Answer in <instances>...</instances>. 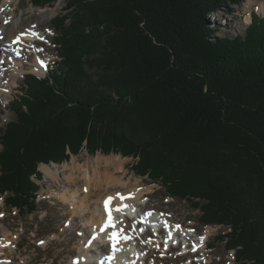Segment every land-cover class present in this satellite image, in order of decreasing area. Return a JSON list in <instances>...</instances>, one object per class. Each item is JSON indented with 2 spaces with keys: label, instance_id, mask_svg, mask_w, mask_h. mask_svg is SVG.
<instances>
[{
  "label": "trees",
  "instance_id": "obj_1",
  "mask_svg": "<svg viewBox=\"0 0 264 264\" xmlns=\"http://www.w3.org/2000/svg\"><path fill=\"white\" fill-rule=\"evenodd\" d=\"M242 1L70 0L72 28L54 23L59 59L45 78L28 75L10 105L7 207L36 212L39 165L86 143L93 155L138 159L137 175L229 230L219 239L236 264H264V18L253 14L234 38L208 21Z\"/></svg>",
  "mask_w": 264,
  "mask_h": 264
},
{
  "label": "rangeland",
  "instance_id": "obj_2",
  "mask_svg": "<svg viewBox=\"0 0 264 264\" xmlns=\"http://www.w3.org/2000/svg\"><path fill=\"white\" fill-rule=\"evenodd\" d=\"M13 1L15 4L19 5L15 18H20L22 15H24V18H27L29 14L35 15L30 12L32 8H41L33 6L30 1ZM69 1L70 0H59L58 2H52L51 4L42 7H55L57 4H60V7L56 11L57 13L50 20L46 22L38 21L40 24H37L39 26L41 25L40 27L42 29L46 28L43 30L42 34L45 33L50 40L44 41L43 47H35V51L36 53H42L45 51L43 56L40 55L44 57L46 63H50V66H52L55 60L58 59L57 50L53 45L55 38L54 23L57 22L66 25L69 30L71 27L70 20L72 18L73 9H69ZM252 2H254V0H243L237 5L219 7L217 11L212 13L208 17V21L213 29L217 30L215 36L234 38L235 35H244L247 25L251 22V14L253 12L264 17V13H262L264 11V0H255V3L251 5ZM10 11H12V9H10ZM66 18H68V20L64 21ZM36 21L37 19H34L33 21L31 20L27 23L28 25H24L25 28L33 26L31 23ZM33 49L34 47L31 48L30 51H33ZM7 50L15 52V50L9 48H2L0 50L2 61L5 63H11L10 66L0 67V77L4 78H6L4 73L9 74L13 72L14 62H18L21 65V58H18L16 55L14 56L17 57L18 61L15 60L13 62L10 61L8 57H5L4 52H8ZM30 55L31 53H28L24 60H22L27 71L19 80H17L18 83L15 85L12 94L7 97H0V142L5 128L14 119V115L9 111L10 102L13 101L16 96L21 94L26 75L28 73H33L30 67L34 58L29 59V61L26 60ZM2 73L3 75H1ZM85 145L86 143L77 155H71L68 161L50 164L42 163L39 165L38 171L42 173L41 179H38L35 175L32 178L40 186L39 197L36 202L38 203V210L33 214L28 215L26 212L20 213L17 209H11L3 203V199H0V240L6 236L4 231L8 232L7 236L9 240H12L8 245L9 247L5 250L3 249V252L0 254V264H71V262L75 260L82 251L89 253L91 249L95 248V250L92 251V254H98V245L89 240L92 238V233L90 232L92 229V223H90V219L92 218V208L94 210L98 205V193L101 189L103 190L110 187V185L107 184L108 181H106L104 177L108 172H104L105 165L103 164V170L100 171L102 172V176L99 179L101 188L94 189H92L91 186L87 187L85 185V180L82 179L83 175L81 176V174L75 176L78 183L76 186L67 185L65 183V179L67 178L65 177L68 176H66V173L73 166V162L79 166L81 165L83 171H89L88 168L90 164H87V162L94 161L95 159L97 160L102 155L105 157L114 156L117 158L118 156H122L125 159L123 160L124 166L120 173L115 172V170L112 169V171H109L108 173L110 177H119L122 184H125V186H127L128 183L134 184L136 181H139V189H148V194L138 200V202L140 201L143 204V207H141L142 210L144 209L146 212L154 211L160 215V217H162L163 213H166V216H170L174 223L185 224L184 226L188 227L190 231H196L197 236L205 234L206 227L199 221L201 216L200 210L194 209L189 202L179 201L167 196L162 185L152 182L153 178L146 175H137L132 167L134 165L136 166L138 159L123 156L118 153L104 155L98 152L93 155L88 152ZM1 148L2 146L0 143V150ZM68 153L70 154V152ZM47 169L55 170L58 174L52 177L47 173ZM92 172L93 171H90L89 173L91 174ZM89 173L87 172L86 175L89 176ZM65 185L70 187L71 190L67 191V196L69 198L67 197L66 200H63L56 195H60L64 192L63 187H65ZM132 188L134 187H131L130 189ZM87 189L91 190L87 191ZM76 190L80 191L78 193L80 198H84L86 194H88V197L90 198L84 199V205H82L83 208H80L77 199H73V197L70 198L72 194L74 196V191ZM118 190H121L120 194H122V192H124V186L118 185L117 188L114 187L110 192H117ZM101 193H103L102 197H106V192L103 191ZM99 203L101 204V202ZM124 217L125 216H123L121 221L125 219ZM124 223L125 221L122 222L121 225L123 224V226L127 228L129 227L130 230L129 228L127 230L131 231L132 224L129 223L130 225L126 226L127 224ZM208 228H213V235L209 237L211 246H209L208 250L206 251L203 249L200 253H193L190 251L193 247L189 246L190 254H187L185 257L182 256V253L175 251L174 249L169 252V247H167L166 244H163L165 241L163 239H160L161 249H157L155 246L157 245L156 242L150 243L152 248L149 247L148 243L152 240L149 237L150 234L137 240L140 244V248L144 249L142 253L149 252L147 253L148 261H144V264H236L235 252L227 251L225 247L226 242H222L219 239V236L228 233L229 230L215 225ZM125 233L129 234L130 232L125 231ZM88 245H91V247H88ZM100 250L103 254L109 253V249L106 247H104V250ZM97 256H100V254ZM200 260H202V262H200Z\"/></svg>",
  "mask_w": 264,
  "mask_h": 264
},
{
  "label": "bare ground",
  "instance_id": "obj_3",
  "mask_svg": "<svg viewBox=\"0 0 264 264\" xmlns=\"http://www.w3.org/2000/svg\"><path fill=\"white\" fill-rule=\"evenodd\" d=\"M257 1V0H256ZM254 2L251 3L253 5ZM60 7V4H57L55 7H47V8H32L30 12L34 13L35 15L29 14L27 18H24V15H22L20 18H15L16 17V12L19 9V5L15 4L13 0H0V50L2 48H9L12 50H15V52H11V50H7L8 52L5 53V57H8L10 61H18V58H21V65L18 62L13 63V72L6 74L4 73V77H0V97H7L8 95L12 94V91H14L15 85L18 83L17 80H19L24 73H26V68L23 65L24 63L22 60L28 55V53H31L30 56L26 58L27 61L29 59L34 58L32 65H31V70L35 74H38L39 76H44V74L47 72V68L45 65L44 57L40 55V53H36L35 47L33 51H30V49L33 46V43H31V37L34 38H42L45 41H49L50 38L44 33L42 34L43 30L38 23L40 22H46L50 20L57 12L58 8ZM12 9V11H10ZM34 11V12H33ZM60 11V9H59ZM264 13V11L262 12ZM40 18V19H38ZM34 19H37L36 22H32L31 27H26L25 24L29 23L31 20L33 21ZM42 24V23H41ZM28 25V24H27ZM24 26V27H23ZM30 51V52H27ZM1 54V53H0ZM16 55L17 57H15ZM22 55V57H21ZM41 61L43 62V65L41 64ZM11 63H5L2 61L0 57V67H5V66H10ZM2 71V70H1ZM3 75V73L1 74ZM103 156V155H102ZM100 157L97 160L95 159L94 161H89L87 164L89 165V171L85 170L83 171L81 168V165H77L75 162H73V166L67 171L65 179L67 185H78L77 183V174L83 175V178L85 180V185L87 187H90L92 189L94 188H101V185L99 183V179L102 176V172H100L102 169V165H105V170L104 172H108L115 170V172L120 173V171L123 169L124 162L125 160L122 156L117 157ZM121 160V161H120ZM67 168V166H66ZM48 174H50L52 177L57 175L55 170L52 169H47L46 170ZM90 171H93L91 174L89 173ZM77 172V173H76ZM87 172L89 173V176H87ZM108 173L104 176L105 180L108 181V185H110L109 188L106 189H101L100 192L98 193V205L96 208H92L91 215L92 218L90 219V223H92V238L89 240L93 242L94 244L98 245V254L100 256L92 254V251L95 250V248L91 249L89 253H86L85 251H82L81 254L71 262V264H103V260L101 259L105 255H110L108 254H103L101 253L100 249H104L105 245L111 244L113 242L111 236H112V229L110 226L106 227L107 224V214H106V209H105V200L107 197L112 196L115 198L114 204H113V213L115 218H122L123 216H126L127 213L130 212H136V217L134 218V228L132 234L131 231L129 234H126L125 231L127 232V227L123 226V224L119 225L120 230L122 232L121 236H123V240L120 243L121 246V252L116 255V259L111 262V264H135V260L137 259L140 264H144L145 257L147 256V253H142V250H140V244L137 240L142 239L140 236L141 234H144V232L147 229L152 228L154 232H156L155 239L152 238V240L149 241L148 246L152 248V245L150 243H155L157 249H161V241H160V235H158V230L164 223H169L168 225V230L169 232L167 233L166 237L161 238L164 241L163 244H166L167 247L175 246L178 245V243L181 241L183 243V252L184 254H188L190 251L194 253V251L197 250V247H200L202 249L203 247V242L209 239L213 235V228H207L205 232V236L203 237L204 239L199 240L197 238L193 231H190L188 228H181L178 225L171 224V217L167 216V218H161L160 215L157 213H149V218L144 217L145 216V211L144 209L142 210L141 207H143V204L138 202V200L142 199L143 196L148 194V189H139V181H136L134 184L128 183L127 186L125 184H122L121 179L118 177H110ZM80 184V183H79ZM124 186V192L121 193V190H118L117 192H110L117 186ZM78 187V186H77ZM131 187H134L130 189ZM64 192L60 195H56L58 197H61L63 200L67 199V191H70V187L66 186L63 187ZM82 188V187H81ZM79 189V188H78ZM91 190V189H90ZM87 189V191H90ZM98 190V189H97ZM106 192V197H102L103 193L101 192ZM80 191L76 190L74 191V196L73 194L70 196V198L73 197V199H77L80 204V208H83L82 205H84V199L88 198V194L84 198H80L78 193ZM84 192V191H83ZM92 192V191H91ZM97 192V191H96ZM109 192V193H107ZM72 193V192H71ZM93 193V192H92ZM85 194V193H84ZM93 195V194H92ZM91 195V196H92ZM97 195V194H96ZM69 198V197H68ZM101 202V204L99 203ZM75 203V204H77ZM92 205V204H90ZM120 208V211H117V208ZM142 219V222L139 223ZM120 222V221H118ZM127 224V221L125 220V223ZM127 226V225H126ZM133 227V226H132ZM166 227V226H165ZM142 228V229H140ZM4 231V230H3ZM7 231H4V234L6 236L0 240V254L3 252L4 247L8 246L12 240H9L7 236ZM129 235L131 236V239L129 240L128 238L125 239L124 237H128ZM156 240V241H154ZM189 246H193V249L189 251ZM88 247H91V245H88ZM131 248V249H130ZM168 248V249H169ZM96 249V250H97ZM202 251V250H201ZM184 255V256H185ZM206 260V259H205ZM202 261V260H201ZM200 261V262H201ZM138 262V263H139Z\"/></svg>",
  "mask_w": 264,
  "mask_h": 264
},
{
  "label": "snow or ice",
  "instance_id": "obj_4",
  "mask_svg": "<svg viewBox=\"0 0 264 264\" xmlns=\"http://www.w3.org/2000/svg\"><path fill=\"white\" fill-rule=\"evenodd\" d=\"M41 64L43 65V62H42V61H41ZM111 199H112V198L109 197L108 200L105 201V209H106V211H108V213H109V215H108V221H107L106 227H107V226H112V227H114L113 220H112V216H111V209L108 207L109 202L111 201ZM116 210H117V211H120L121 209L118 207ZM119 238H120V237H119V234H118V233H116V232L112 233V239H113V241H114L113 246H115V242H116ZM124 238L127 239L128 237H124ZM203 239H204V238L201 237V241H202ZM109 259H111V258H109Z\"/></svg>",
  "mask_w": 264,
  "mask_h": 264
}]
</instances>
